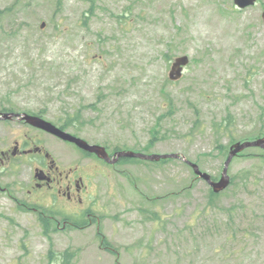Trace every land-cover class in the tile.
I'll use <instances>...</instances> for the list:
<instances>
[{"label":"rangeland","instance_id":"374dc122","mask_svg":"<svg viewBox=\"0 0 264 264\" xmlns=\"http://www.w3.org/2000/svg\"><path fill=\"white\" fill-rule=\"evenodd\" d=\"M263 9L264 0L245 9L232 0H0V106L73 121L66 131L108 150L179 153L218 178L231 143L264 135ZM179 55L189 62L171 81ZM41 137L63 168L91 174V191L47 238L26 206L30 167L0 172V264H264L261 148L234 156L231 182L211 195L181 158L112 166ZM96 220L115 253L99 249Z\"/></svg>","mask_w":264,"mask_h":264},{"label":"water","instance_id":"95a60500","mask_svg":"<svg viewBox=\"0 0 264 264\" xmlns=\"http://www.w3.org/2000/svg\"><path fill=\"white\" fill-rule=\"evenodd\" d=\"M252 2H253V0H234V3H236L239 7H243V6H245L247 4H250ZM185 63H186V57L177 58L176 61L172 64V68H171V70L169 72V77L171 79L178 78L180 76V71H181V66L180 65L185 64ZM32 119H36V118H32ZM55 132L57 134H63L60 130H55ZM69 139L74 141L78 146L84 148L85 150L94 152L99 157L108 159L107 154H106V152L104 151V149L102 147H99V146H96V145H89L85 141H83V140H81L79 138H75V137H69ZM248 145H260V146L264 147V141H263V139H260V140L252 141V142H242V143L236 142V143H234L231 146V150L229 152V156L227 157V159L225 161L224 168L222 170V176H221V178H220V180L218 182H211L209 180V177H208L207 174L200 173L197 170L196 165L192 164V166L194 167V170H195V172L197 174H199L200 176H202L203 178L208 180V182L210 183V185L212 186L214 191H218V190L224 188L226 186L227 182H228V178L225 175V173H226L227 164H228L231 156L234 155L237 151L241 150L242 148H244L245 146H248ZM118 155H135V156H140V157H144V158H151V159L152 158L153 159H158L159 157L167 156V155H154V154L143 155V154L132 153V152H119ZM172 156H174V155H172Z\"/></svg>","mask_w":264,"mask_h":264},{"label":"flooded vegetation","instance_id":"af4514ba","mask_svg":"<svg viewBox=\"0 0 264 264\" xmlns=\"http://www.w3.org/2000/svg\"><path fill=\"white\" fill-rule=\"evenodd\" d=\"M1 155H8L7 153H1ZM0 161H3L0 159ZM62 165L57 166V169L54 168L50 173V182L49 187L55 189L57 194H60L62 199H65L69 202L81 203L82 197L87 193V184L83 179V176L77 172V167L68 166L63 168ZM55 174V175H53Z\"/></svg>","mask_w":264,"mask_h":264},{"label":"trees","instance_id":"16d2710c","mask_svg":"<svg viewBox=\"0 0 264 264\" xmlns=\"http://www.w3.org/2000/svg\"><path fill=\"white\" fill-rule=\"evenodd\" d=\"M123 160H127V159H125L124 157H122V158L119 159V161H123ZM210 194L211 195H215V194H213L211 192H210ZM77 225H79V227H81V226L84 227V225H85V219H82V221H79V223H77ZM102 240H104V239H102ZM61 256L64 257L66 260L71 259L70 258L71 254L67 250L64 251V252H62L61 253Z\"/></svg>","mask_w":264,"mask_h":264}]
</instances>
